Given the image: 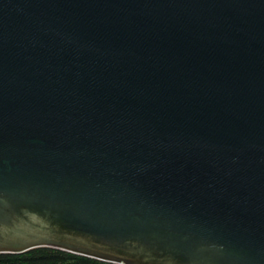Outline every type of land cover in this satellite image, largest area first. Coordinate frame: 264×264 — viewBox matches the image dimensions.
Wrapping results in <instances>:
<instances>
[{"label":"water","instance_id":"1","mask_svg":"<svg viewBox=\"0 0 264 264\" xmlns=\"http://www.w3.org/2000/svg\"><path fill=\"white\" fill-rule=\"evenodd\" d=\"M264 264V0H0V253Z\"/></svg>","mask_w":264,"mask_h":264},{"label":"trees","instance_id":"2","mask_svg":"<svg viewBox=\"0 0 264 264\" xmlns=\"http://www.w3.org/2000/svg\"><path fill=\"white\" fill-rule=\"evenodd\" d=\"M0 264H117L72 252L39 247L22 253H0Z\"/></svg>","mask_w":264,"mask_h":264}]
</instances>
